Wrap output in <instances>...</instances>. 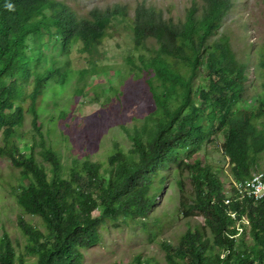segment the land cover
<instances>
[{
  "label": "trees",
  "instance_id": "16d2710c",
  "mask_svg": "<svg viewBox=\"0 0 264 264\" xmlns=\"http://www.w3.org/2000/svg\"><path fill=\"white\" fill-rule=\"evenodd\" d=\"M239 2L193 1L165 17L151 0L136 1L133 15L116 2L83 16L67 0H0V157L18 171L10 186L20 211L18 245L3 232L0 264H83L109 224H145L172 169L187 229L162 241L165 264H264V199L237 188L264 173V95L250 98L246 85L253 64L264 71V45L234 49L223 24ZM118 27L130 41L110 72L105 44ZM75 77L91 80L77 95L99 104L93 122L51 87ZM48 91L56 113L45 130ZM54 133L67 136L70 162L47 138ZM210 153L227 160L229 184Z\"/></svg>",
  "mask_w": 264,
  "mask_h": 264
},
{
  "label": "rangeland",
  "instance_id": "374dc122",
  "mask_svg": "<svg viewBox=\"0 0 264 264\" xmlns=\"http://www.w3.org/2000/svg\"><path fill=\"white\" fill-rule=\"evenodd\" d=\"M79 15L83 16L87 10L95 6H103L106 4H114L116 2H124L130 6V15L134 14L132 10L134 4L138 0H67ZM149 1V0H148ZM157 3L165 11V17H178L183 14L186 8L190 7L192 2H199V0H151ZM231 31L232 44L238 54L243 55L250 49H256L259 45H264V0H240L234 12L230 14L224 24L223 30ZM130 38L127 37L126 31L122 27L110 30V34L106 39V46L108 50V62L110 72L116 71L123 63V50L127 47ZM129 46V45H128ZM122 52V53H121ZM76 50L72 55V66L75 69L84 67L83 58L78 57ZM250 69V80L246 85L248 86L247 95L252 98L258 95H264V71L255 68L253 64ZM256 70V74H255ZM110 75V73H109ZM103 73L98 75L99 78H104ZM108 77V76H107ZM91 80L88 78L75 77L65 87L61 84H53L51 87L56 93H62L65 101L72 103V109L76 110V117L81 115L90 121H94L91 116L98 110L99 104L90 101V98L77 95V87H82ZM105 83V81H104ZM211 92L212 87L208 88ZM52 91H48L45 96V103L41 106V117L45 121V130L52 127L50 115L56 113L55 107L52 104ZM63 100V101H64ZM62 101V100H61ZM62 101V102H63ZM26 123L24 130L31 129L32 118L26 114ZM58 134L60 130H57ZM61 135V134H60ZM59 149L62 159L70 160L73 157V151H69L70 143L66 141L67 136L47 137ZM61 141V139H63ZM119 141L125 147H128V142L119 136ZM3 136L0 133V146L3 144ZM68 145V147H67ZM211 151V150H210ZM114 151H110V156ZM202 158V156H200ZM208 161L217 166L221 177L229 184L231 179L227 176L226 169L227 160L218 153H210ZM47 166L49 164L47 163ZM107 165H105L101 172L106 176ZM15 176H18V171L15 170L7 159L0 157V237L3 232L7 231L11 237L14 245H18L20 238L17 230L19 210L12 199L11 184L16 185ZM176 174L172 169L169 171L166 183L159 196L156 198L154 207L150 210L147 220H143L145 224L133 222H120L118 226L109 224L103 229L101 243L95 245L88 250H82L84 260L83 264H129L133 262L137 254H142L144 258H154V264H165L164 250L162 248V241L175 244L180 235L187 229L186 218H180V211L178 209V189L176 186ZM203 218L201 216L195 217L191 223H201ZM247 244H252L251 238L247 239ZM153 259V260H154Z\"/></svg>",
  "mask_w": 264,
  "mask_h": 264
},
{
  "label": "built area",
  "instance_id": "2783aa9c",
  "mask_svg": "<svg viewBox=\"0 0 264 264\" xmlns=\"http://www.w3.org/2000/svg\"><path fill=\"white\" fill-rule=\"evenodd\" d=\"M238 191L240 195L247 194L253 197L257 201L264 199V173H260L252 176L251 180L246 183L238 185ZM235 217L234 214H232ZM248 218H245L247 221Z\"/></svg>",
  "mask_w": 264,
  "mask_h": 264
}]
</instances>
